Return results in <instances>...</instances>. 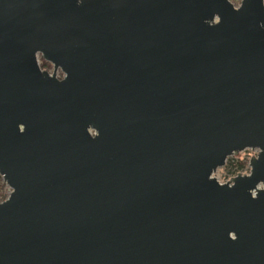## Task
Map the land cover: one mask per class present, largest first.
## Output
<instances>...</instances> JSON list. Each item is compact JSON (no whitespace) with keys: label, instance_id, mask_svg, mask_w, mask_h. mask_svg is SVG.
Masks as SVG:
<instances>
[{"label":"water","instance_id":"1","mask_svg":"<svg viewBox=\"0 0 264 264\" xmlns=\"http://www.w3.org/2000/svg\"><path fill=\"white\" fill-rule=\"evenodd\" d=\"M0 175V264H264V0H0Z\"/></svg>","mask_w":264,"mask_h":264},{"label":"rangeland","instance_id":"2","mask_svg":"<svg viewBox=\"0 0 264 264\" xmlns=\"http://www.w3.org/2000/svg\"><path fill=\"white\" fill-rule=\"evenodd\" d=\"M40 64H41V60H40ZM45 70L52 74L54 72V67L51 66ZM57 77L61 78L63 77V74L59 71L57 72ZM258 153L259 150L248 149L228 158L226 165L222 168H219L214 174V177H216L220 183L225 184L228 181H230L231 178H235L236 176H238V173L242 175L244 174L249 175L251 172L250 160L253 156L254 157L257 156ZM239 161H243L245 163V167L237 173L235 171L236 168L232 167V165H236ZM0 191L2 192L3 196L6 197V199L9 197L11 193V189L8 186L3 187V178L1 177V175H0Z\"/></svg>","mask_w":264,"mask_h":264},{"label":"trees","instance_id":"3","mask_svg":"<svg viewBox=\"0 0 264 264\" xmlns=\"http://www.w3.org/2000/svg\"><path fill=\"white\" fill-rule=\"evenodd\" d=\"M41 67L43 70L48 69L49 67H51L52 65L41 60ZM232 167H235V171L238 173L240 170H242L245 167V163L243 161H239L236 165H232ZM6 187L7 185L4 183L3 181V187ZM0 203L4 202L6 200V197L3 196L2 192L0 191Z\"/></svg>","mask_w":264,"mask_h":264},{"label":"built area","instance_id":"4","mask_svg":"<svg viewBox=\"0 0 264 264\" xmlns=\"http://www.w3.org/2000/svg\"><path fill=\"white\" fill-rule=\"evenodd\" d=\"M230 2L235 6V7H239L242 0H230Z\"/></svg>","mask_w":264,"mask_h":264},{"label":"flooded vegetation","instance_id":"5","mask_svg":"<svg viewBox=\"0 0 264 264\" xmlns=\"http://www.w3.org/2000/svg\"><path fill=\"white\" fill-rule=\"evenodd\" d=\"M63 77H61L60 79H62Z\"/></svg>","mask_w":264,"mask_h":264}]
</instances>
